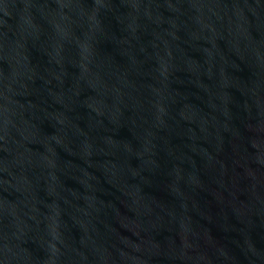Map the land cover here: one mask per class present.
<instances>
[{"label":"water","instance_id":"95a60500","mask_svg":"<svg viewBox=\"0 0 264 264\" xmlns=\"http://www.w3.org/2000/svg\"><path fill=\"white\" fill-rule=\"evenodd\" d=\"M0 264H264V0H0Z\"/></svg>","mask_w":264,"mask_h":264}]
</instances>
